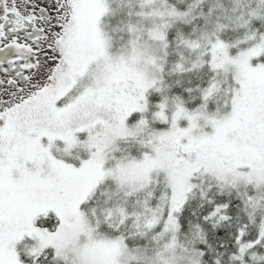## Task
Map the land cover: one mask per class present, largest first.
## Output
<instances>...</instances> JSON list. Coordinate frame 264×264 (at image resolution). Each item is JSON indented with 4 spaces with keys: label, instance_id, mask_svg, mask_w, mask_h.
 I'll use <instances>...</instances> for the list:
<instances>
[{
    "label": "snow or ice",
    "instance_id": "obj_1",
    "mask_svg": "<svg viewBox=\"0 0 264 264\" xmlns=\"http://www.w3.org/2000/svg\"><path fill=\"white\" fill-rule=\"evenodd\" d=\"M0 264H264V0H0Z\"/></svg>",
    "mask_w": 264,
    "mask_h": 264
}]
</instances>
